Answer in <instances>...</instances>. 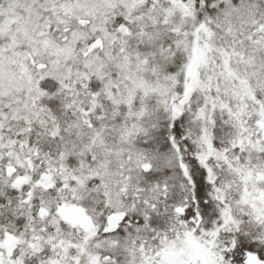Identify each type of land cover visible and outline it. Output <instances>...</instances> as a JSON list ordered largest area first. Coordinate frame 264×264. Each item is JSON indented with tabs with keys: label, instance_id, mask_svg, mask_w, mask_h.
Listing matches in <instances>:
<instances>
[{
	"label": "snow or ice",
	"instance_id": "1",
	"mask_svg": "<svg viewBox=\"0 0 264 264\" xmlns=\"http://www.w3.org/2000/svg\"><path fill=\"white\" fill-rule=\"evenodd\" d=\"M0 264H264V0H0Z\"/></svg>",
	"mask_w": 264,
	"mask_h": 264
}]
</instances>
